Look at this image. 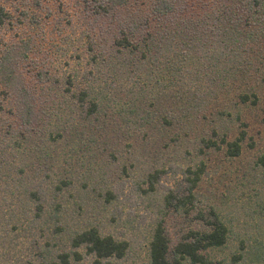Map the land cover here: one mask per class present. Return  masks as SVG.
<instances>
[{"label":"rangeland","instance_id":"obj_1","mask_svg":"<svg viewBox=\"0 0 264 264\" xmlns=\"http://www.w3.org/2000/svg\"><path fill=\"white\" fill-rule=\"evenodd\" d=\"M200 1L155 19L152 0L108 14L86 0H0V264L61 251L92 264L69 244L88 228L127 243L113 264H149L158 224L174 247L213 215L227 229L206 253L214 264H264V0ZM210 11L218 28L174 74L176 54L150 36ZM137 21V47L119 46ZM189 170L202 171L192 204L167 210L166 195H187Z\"/></svg>","mask_w":264,"mask_h":264},{"label":"trees","instance_id":"obj_2","mask_svg":"<svg viewBox=\"0 0 264 264\" xmlns=\"http://www.w3.org/2000/svg\"><path fill=\"white\" fill-rule=\"evenodd\" d=\"M190 1L204 4V2L200 0H189V2ZM86 2L97 5L96 7L100 12L108 14L109 10L123 6L126 0H86ZM180 2H182V0H152L150 6L152 18L163 19V17L176 13ZM6 16L5 9L0 7V26L4 24ZM202 16L204 19L195 24L192 19L183 20L180 23L174 22L175 24L172 25V30H167L168 26H160L163 30L158 32L156 36H150V44H152V46L157 44L159 49V46L163 45L166 51H171L176 54L173 60L174 74H177L181 69V65L190 58L191 52L194 49V41H197V37L204 36L205 39L209 38V36L202 31L209 30L211 32V29L215 30V28H218L212 23L216 21L219 24L218 21L220 18H218L219 16H215V12H205ZM193 17H196L195 14ZM175 18L177 21L179 20L177 17ZM221 19L225 21L224 25H222L224 27L222 30L224 36L228 31L225 13ZM139 22L137 21V23L133 24L132 29L129 28L128 35H124L123 39L118 41L119 46L124 48L137 47V44L133 43L131 38L135 37L134 32L136 30L140 31ZM193 31H196V33ZM204 44L207 48L212 42H206ZM146 47L150 49V45H146ZM208 52L210 51H206L205 53L208 54ZM86 96L87 92H83L79 95L78 100L84 102ZM99 104L100 103L95 100L92 101L90 112L96 111ZM244 134V132H241L240 136L234 142L226 143L228 147L226 153L229 157H236L240 154V143L244 139ZM222 142L225 143V140ZM206 146L216 148V143L208 142ZM201 174L202 171L200 170H189L186 177L188 184V189L186 191L187 195H184V192H179L177 194L170 192L164 199L165 208L167 210L173 209L178 212L184 210L186 206L188 207L191 205L193 199L192 192L199 182ZM58 190H60V187ZM188 210L189 209L185 210V212L188 213ZM39 211L42 212L43 209H39ZM201 218L206 221L203 214ZM207 222L209 230L203 232L189 231L174 247L171 246V241L162 224H158L149 244V264H185L186 262L189 264H214L206 253L210 249L222 247L226 243L227 229L216 215H213ZM60 231L59 229L58 232ZM69 244L73 250L85 247L87 253L94 258L92 264H113L111 260L122 259L128 249L126 242L116 241L110 236H102L95 228H88L84 231L74 233L70 238ZM71 258L79 261L81 256L77 252L71 253L61 251L55 256H52L48 264H70Z\"/></svg>","mask_w":264,"mask_h":264}]
</instances>
